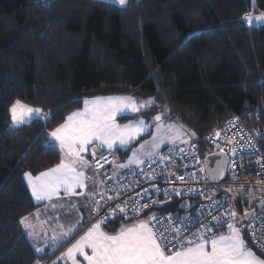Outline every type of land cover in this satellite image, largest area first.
I'll return each mask as SVG.
<instances>
[{"label": "trees", "instance_id": "trees-1", "mask_svg": "<svg viewBox=\"0 0 264 264\" xmlns=\"http://www.w3.org/2000/svg\"><path fill=\"white\" fill-rule=\"evenodd\" d=\"M261 13L264 0H0V264L49 261L20 225L37 206L24 173L59 162L47 135L84 97H152L202 149L238 113L264 145V20H243ZM17 100L41 116L11 125Z\"/></svg>", "mask_w": 264, "mask_h": 264}, {"label": "snow or ice", "instance_id": "snow-or-ice-1", "mask_svg": "<svg viewBox=\"0 0 264 264\" xmlns=\"http://www.w3.org/2000/svg\"><path fill=\"white\" fill-rule=\"evenodd\" d=\"M112 3L120 5L122 8L127 7V0H111ZM243 20H246L249 25L253 20H264V13L259 16L252 17L251 14H246ZM154 105V100L149 99L147 102L137 105L129 97H108V98H96L92 101L85 100V107L83 110L71 113L66 122L54 129L49 135L60 143L61 149L67 151V155L71 157L69 163H65L62 159L61 162L54 168L48 169L47 172H41L38 176L32 177L31 173L25 172V177L28 178L29 186L32 189V195L36 200L51 199L53 195H56L62 188L65 194L68 195H84L83 192L77 193L76 189H85V181L88 179L83 171L77 170V165L81 167H89V162L81 155L89 148H92L93 162L97 169L102 170L104 163H109L107 157L99 155L96 149L92 146L99 143L101 147L106 146L110 151L114 145L126 146L136 139V137L146 130L148 125L143 121H137L135 125L129 123L121 128L120 125L115 123V116L119 112L130 110L131 112H137L141 108H149ZM42 110L39 108H31L22 104L17 100L10 108V114L12 123L19 125L24 122L25 118L31 116L33 113H40ZM161 115H157L153 118L154 121L160 122ZM232 120H238L233 117ZM232 121H229L231 123ZM159 128H165V131L169 133L164 139L156 142V137H153V143L151 145V151L143 153L141 156L139 153L145 148L148 142L140 146V149H133L132 155L128 158L126 163H119L116 160L111 161L113 164V175L107 177L106 181H100L97 183L93 181V192L89 195V199L93 201L94 207L91 208L92 212L99 213L100 209L112 200L120 198L122 194H125L129 189L122 184L124 176L119 175L118 170H127L129 168H140L144 164H165L164 168L159 169V174L168 172V177H174L184 182L186 177L184 175L176 176L174 172L170 171V168L175 167V161L170 159V156H174L175 153H170V156L160 155L157 157V150L160 145L165 143L176 144L177 141L183 144H189V140L182 139L184 132L183 126L167 125L166 127L158 124ZM192 136L195 133L191 134ZM216 137L221 136V131L215 132ZM235 137L227 141L228 145H233ZM195 149V145H189ZM219 148L221 159L216 162L215 168L199 169L200 173H204V179L209 182L220 181L225 172L232 171V178H237V173L234 171L236 168L235 161L231 163V169L226 168L229 158L225 153L223 147L217 144ZM248 147L252 148V152H248ZM127 150L126 148L124 149ZM240 150L244 154H253L256 149L254 145H241ZM236 147H231L233 156L237 153ZM181 153L185 152L184 148L180 149ZM99 155V159L96 157ZM192 159H197L195 156ZM167 162V163H166ZM261 165V173L264 174V161H256ZM187 167V165H185ZM242 167V166H241ZM137 176L143 174L146 181L158 180L157 169L153 168L151 172H144L141 168L140 172L135 173ZM197 173H188L193 180L197 178ZM171 182V181H169ZM137 182L133 183V187ZM264 183L257 181V184ZM160 192L161 189L152 185L150 188L142 189L141 193H136L135 198L129 196L123 201V205L117 204L115 209H110L106 214L104 220L93 224L91 228L77 240L71 247L66 250L63 255L71 260V264H79L76 259V254L87 261V264H264V260L260 259L256 253L248 247L244 237L241 234L240 228L237 226L239 222L236 221L237 212L232 208V201L227 197L223 201L212 200L211 196H206L205 199L209 201L208 207L212 211H216L222 208L225 203L229 204L228 210L221 215H212L208 212L206 215L200 213V215L193 220L195 213L189 216L181 217L178 213H169L166 218L159 217L156 214L150 216L147 220L139 221L137 224L121 228L119 232L114 235H109L101 229V223H104L109 216H116L119 214L127 215L130 210L133 214H143L144 211L150 210L161 201H153L149 192ZM217 189H212L215 193ZM232 188L225 189V192H232ZM108 192H112L115 195H107ZM237 196H243L245 192V186L240 185L235 189ZM199 194L204 195L203 190H197L193 187H188L187 184L183 188L172 187L171 189H163V194L166 200L171 199L172 196H183L185 194ZM97 196L100 198L97 199ZM236 197H233L235 199ZM143 200H149L151 203H143ZM251 203V201H250ZM195 205L182 204L180 207L183 210H188ZM203 208L204 206L201 205ZM260 217L264 219V201L260 205ZM256 215L254 212L245 210L243 219H249ZM210 217L208 225L204 224V219ZM224 217H227L229 221L228 234L220 235L211 240L207 239V234L211 232V229L217 227L225 222ZM28 217H21L20 223L24 225L25 229L30 228L28 224ZM215 222V223H213ZM199 223L201 230L197 233H193V237H197L200 242H195L194 239L187 241H181V236L188 233L189 227L195 226ZM78 227L73 225L68 231L64 232L61 237V241L67 238L74 228ZM28 235L31 237L34 232L29 231ZM186 243L187 246H183ZM172 244L174 249H169L168 245ZM210 245L211 250H208ZM85 248L91 250V254L85 251ZM36 252H43L44 249L36 248ZM170 253V254H166ZM39 264V261H37ZM55 264V262H53Z\"/></svg>", "mask_w": 264, "mask_h": 264}, {"label": "built area", "instance_id": "built-area-1", "mask_svg": "<svg viewBox=\"0 0 264 264\" xmlns=\"http://www.w3.org/2000/svg\"><path fill=\"white\" fill-rule=\"evenodd\" d=\"M233 117L238 118V120H232ZM229 121H232L229 123ZM221 131V136L216 137L215 132ZM235 137V142L233 145H228L227 141L229 139H232ZM202 141L204 145L209 146L211 152H205L195 141L191 140L189 141V144H183L180 143L175 146H164L158 153L157 157L160 155L163 156H170V153H175L174 156H170L171 160L175 161V167L170 168L171 172H174L176 176L184 175L186 177V180L184 182L180 181L179 179H176L174 177H169V179H165V177H168V172H164L163 174H159V169L164 168L165 164H144L141 165L140 168H129L127 170H118L119 175L124 176L125 178L122 181V184H124L129 191H127L125 194H122L120 198L115 199L104 205L99 213L92 212L89 216L87 223H98L102 220H104L106 214L109 212L110 209H115L117 204L123 205V201L127 199V197L131 196L135 198L136 193H141V196H143L142 189L144 188H150L152 185H155L156 187L160 188L161 191L156 192H149V195L152 197L153 201H161L162 203L155 205L150 210L154 212L159 217L166 218L169 213H176L170 212V211H161L158 210L160 207L170 204L176 199H178L180 196H172L171 199L166 200L165 195L163 194V189L168 188L171 189L172 187L177 188H183L185 184H187L188 187L196 188L197 190H203L204 195L199 194H185L183 197H185L186 202L182 204H191L195 205L188 210L180 209L177 213L179 216H189L192 213H195L196 215L193 216V220H195L200 213H204L205 215L208 212H211L212 215H221L229 208V204L225 203L222 208L217 209L216 211H212L211 208L208 207L209 201L205 199L206 196H211L212 200L216 201H223L226 197L228 200L232 201V208L237 212V216L235 219H239L243 225V232L244 235L247 238V242L250 246V248L256 253L257 256L263 258L264 257V219H261L260 217V207L257 206L258 203H261L264 201V183L257 184V181L264 182V174L261 173V165L257 164L256 161H264V145L263 142L259 140L257 137L255 131L244 121L243 116H241L238 113H232L228 115L226 120L217 128H213L202 136ZM194 144L195 149L190 147L189 145ZM217 144H219L221 147L224 148L225 153L227 154L229 161L226 165V168L231 169V163L232 161H235L236 168L234 171L237 173V178L234 180L232 178V171L229 170L225 172V176L217 182H209L208 180H205L204 173H200L199 169L201 167L205 168L204 158L208 154H213L220 152L219 148L217 147ZM254 145L256 151L253 154H244L240 150L241 145ZM231 147H236L238 149L235 156H233L231 152ZM184 148L185 152L181 153L180 149ZM97 153L99 155H103L108 158L110 161L109 163H104V161H101V164L103 165V169H97L95 163L93 162V156H92V148H89L88 150V162H89V168L92 178L99 183L100 181H106V184H108L107 177H110L113 175V164L111 161L116 160L119 163H124L119 158L115 156V154L112 151L105 150V149H96ZM248 152H252V148L248 147ZM99 155L96 157V159H99ZM195 156L197 159H192V157ZM167 163V162H166ZM187 165V167H185ZM242 166V167H241ZM141 168L144 172H151L153 168L157 169L158 174V180L153 181H146L144 178V175L141 174L137 176L135 173L140 172ZM196 172L197 178L193 180L190 176H188V173ZM171 181V182H169ZM136 183V186L133 187V183ZM240 185L245 186V192L243 196H237L235 189H237ZM217 189L215 193L212 192V189ZM232 188V192H225V189ZM93 192V188L91 187L90 194ZM107 195H115L112 192H108ZM182 197V196H181ZM233 197H236L233 199ZM100 197L97 196V199ZM251 201V203H250ZM143 203H151L149 200H143ZM181 204V205H182ZM180 203L178 204V206ZM201 205L204 207L202 208ZM94 207V203L91 200V208ZM144 211L146 213L147 211ZM245 210H248L251 212L256 213V215L249 219H243ZM143 213V214H144ZM143 214H133L130 210L128 211L127 215L119 214L116 216H109L107 218V221L109 220H118V221H130L135 220L139 218ZM225 222L217 227H214L211 229V232L208 234H217L220 231L228 228L227 225L229 222L227 217H224ZM210 221V217L204 219V224L208 225ZM104 222V223H105ZM215 223V222H213ZM198 230H201V225L199 223L195 224L193 227H189L188 233L183 234L181 236V241H187L189 239H195L197 237H193V233H197ZM207 234V235H208ZM186 245V243L184 244ZM183 245V246H184ZM169 249H174L172 244L168 245ZM166 254H170L167 253Z\"/></svg>", "mask_w": 264, "mask_h": 264}, {"label": "rangeland", "instance_id": "rangeland-1", "mask_svg": "<svg viewBox=\"0 0 264 264\" xmlns=\"http://www.w3.org/2000/svg\"><path fill=\"white\" fill-rule=\"evenodd\" d=\"M108 97H129L137 105H139L141 103H144V102H147L149 99L154 100L152 97L141 98L140 99V98L131 96L129 94H110V95L88 96V97H84L83 98L82 104H81L80 108L74 110V112L80 111V110H83L84 109V107H85V100L92 101V100H94L96 98L104 99V98H108ZM15 102L16 101H14L10 105V107H9V117H10V123H11V125L18 126V125H14L12 123L11 114H10V108H11V106ZM154 103H155V101H154ZM22 104H24V103H22ZM24 105H26V104H24ZM27 106L28 107H31V108H36V107L29 106V105H27ZM152 106H149V108H146V109L145 108H141L137 112H131L130 110H125L124 112H119V113L116 114V116H115V123L118 124V125H120L121 128H123L125 125H128L129 123H132L133 125H135L136 122L137 121H140V120H143L148 125V127L146 128V130L144 132H141L136 137V139L134 141H132L130 144H128L126 146H120L118 144L117 145H114V147H113V149L111 151L115 154V156L117 158H119L118 154H120V151L124 150L125 148L127 149L126 150V152H127L126 157L129 158L132 155L133 149L139 150L140 149V146L141 145H144L145 142H148V143L145 145V148L139 154L141 156H143V153L144 152L151 151V145L153 143V137L154 136L156 137V142H159L161 139H164L167 135H169V133H167L165 131V128H159L158 129V124H161V125H163L165 127L167 125H176V126H179L176 123L175 119L166 110L161 109L159 107L158 108H155V109H152ZM72 113H73V111H72ZM157 115H161L162 116V119H161L160 122H156V121L153 120V118L155 116H157ZM40 116H41V112L40 113H33L31 116L26 117L25 120H24V122H27V121L31 120L32 118L40 117ZM67 118L68 117L66 116L65 120L61 124H64L66 122ZM60 125H58V126H60ZM182 139H187V140L191 141V138L186 134V132H184V135H183ZM180 143H182V142L177 141L175 145H178ZM175 145H173L172 143H168L167 140H165V143H163V144L160 145V148L157 150V153L164 146H175ZM93 146H95V147L98 146L97 148L100 149V150H102V149L109 150L106 146L101 147V145L99 143H96ZM57 149H58V151H59V153L61 155V160L63 159L65 161V163H69L70 160H71V157H69L67 155V151L66 150H62L61 149L60 143H59V146H58ZM87 151L84 152V153H82L84 155L85 159H86ZM203 151H205L207 153L208 152H211L209 146H207V145L204 146V150ZM78 166L79 165H77V170L78 171H83L85 173V176L87 175V173L90 174V168L89 167H81V166H79V168H78ZM25 182L29 185L28 178H26ZM30 191L32 193V189L31 188H30ZM76 192L77 193L83 192L84 195H79V194H76V195H68V194H65V192L63 190L62 192L58 191V193L56 195H53L51 197V199H43V200H41V203L44 205V207L39 212L41 213L43 211L44 213H43V218H41V221H38L37 220V225L36 226H38V224H40L42 222L43 225L44 226H47L49 228V230H50L51 223H52V218H54L53 221L56 219V222H54V226H52V227L55 228V231H59L56 234H62L64 232H66L65 229H63V230H56V226H55L56 224H61L62 223V224L65 225V227H71L72 228V226L75 225L74 222L73 221H68L67 219L68 218H72L73 215H74V212H75V210H74V208L72 206L73 197H75V196L76 197L78 196V197H81V198L82 197L83 198H86L87 197V190L86 189H76ZM57 196H62V198L63 197H66L68 199V203H61V202H59V200L55 201V199H56ZM184 202H186V200L185 199H182L181 202H180L179 207ZM180 209H181V207H180ZM177 212L178 211H176V213ZM236 221L239 222L237 226L240 228L241 234L244 237V235H243L244 225H243V223L238 218L236 219ZM77 233H79V232H77ZM223 233L224 234H222V233L221 234L222 235H227L228 234V228L225 229L223 231ZM245 241H246V239H245ZM246 243H247V241H246ZM57 245H58L57 242H55V243L53 242V244H52L53 248H56ZM208 249L211 250V247H208ZM48 263H49L48 261L47 262L39 261V264H48Z\"/></svg>", "mask_w": 264, "mask_h": 264}, {"label": "crops", "instance_id": "crops-1", "mask_svg": "<svg viewBox=\"0 0 264 264\" xmlns=\"http://www.w3.org/2000/svg\"><path fill=\"white\" fill-rule=\"evenodd\" d=\"M106 1H111V0H106ZM71 113H69L67 115V117ZM51 132H49L48 135H47V142L49 144H51L52 146H54L55 148H58L59 142L56 141L53 137H51L49 135ZM97 147L98 146H96V147L93 146V148H95V149H98ZM81 155L84 157L83 154H81ZM118 156H119V159L121 161H123L124 163L127 162L128 158L126 156H120L119 154H118ZM84 159H85V157H84ZM85 160L88 161V151H87V155H86V159ZM60 162H61V155H60L59 162L57 164H55L54 166L50 167V168H54ZM50 168H48V169H50ZM78 168H79V166H78ZM48 169L43 171V172H47ZM38 175L39 174L32 175V177H36ZM86 176L88 177V179L85 181V183H86L85 189L87 190V197L86 198H83V197L81 198V197H78V196L77 197L76 196L73 197L72 206H73L75 212H74V215H73L72 218H68L67 219L68 221H73L75 225L78 224V227L74 228L73 229L74 231L66 239L64 238L62 241H61V237H62L63 233L62 234H56L59 231H55V228L52 227V226H54V222H56V219L53 221L54 218H52V223H51L50 230H49V228L47 226H44L42 222L40 224H38V226H36L37 225V220L41 221V218H43V213L44 212L42 211L40 213L39 211L44 207V205L41 203V200L40 201L36 200V198L32 195V193L30 191L31 187L26 183L33 200L37 203V206H36V208L33 211H31L30 213L25 215V216L28 217V221L27 222H28V224L31 227L28 228V229H25L23 224L20 223V225H21L22 231H23L26 239L30 243V245L33 248H35V249L36 248L44 249L43 252H40L42 255H50V257L48 259L49 260L48 261L49 264H53V262H55V264H71V260H68L67 257L64 256L63 254L66 253V250L69 247H71L72 244H74L83 235H85V233H87V231L89 230V228L92 227L93 224H96V223H87L88 216H89V211H90V206H91V200L89 199V195H90V190H91V187H92L94 179L92 178L91 173L90 174L87 173ZM24 178L26 180L27 177H24ZM59 191L62 192L63 189L61 188ZM57 200H59V202H61V203H68V199L66 197L62 198V196H57L55 201H57ZM150 216H152V212L144 213L143 215H141L139 218H137L135 220L118 221L117 226L112 228V229H110L108 227V225H107L108 224L107 222H110V221H107L105 223H101V229L104 232L108 233L109 235H114L117 232H119L121 230V228L131 227V226L137 224L139 221L147 220ZM112 221H115V220H112ZM55 226H56V230L65 229L66 231H68V229L71 228V227H65V225L62 224V223L61 224H56ZM224 230L220 231L217 234H208L207 235V239L211 240V239H213V238H215L217 236H220V235L224 234L223 233ZM29 231L34 232V235L30 237L28 235ZM77 232H79V233H77ZM243 235H244V232H243ZM194 240L197 243L200 242L198 238H195ZM53 242L54 243L55 242L58 243L56 248H53V246H52ZM184 246H187V245H184ZM208 247H210V245ZM85 251L88 252V254H91V250L90 249L85 248ZM259 258L264 260L261 257H259ZM76 259L79 261V264H87V261H85L84 258L79 255V253L76 254Z\"/></svg>", "mask_w": 264, "mask_h": 264}, {"label": "water", "instance_id": "water-1", "mask_svg": "<svg viewBox=\"0 0 264 264\" xmlns=\"http://www.w3.org/2000/svg\"><path fill=\"white\" fill-rule=\"evenodd\" d=\"M194 137L191 136V139H193ZM221 155L220 152L217 153H213V154H208L205 156L204 158V163H205V168H215L216 167V162L218 159H221ZM261 203H258L257 206L260 207ZM251 212V210L249 211Z\"/></svg>", "mask_w": 264, "mask_h": 264}]
</instances>
